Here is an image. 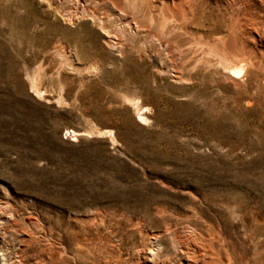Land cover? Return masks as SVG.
I'll return each mask as SVG.
<instances>
[{
	"label": "rangeland",
	"instance_id": "obj_1",
	"mask_svg": "<svg viewBox=\"0 0 264 264\" xmlns=\"http://www.w3.org/2000/svg\"><path fill=\"white\" fill-rule=\"evenodd\" d=\"M0 264H264V0H0Z\"/></svg>",
	"mask_w": 264,
	"mask_h": 264
}]
</instances>
